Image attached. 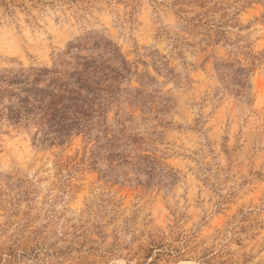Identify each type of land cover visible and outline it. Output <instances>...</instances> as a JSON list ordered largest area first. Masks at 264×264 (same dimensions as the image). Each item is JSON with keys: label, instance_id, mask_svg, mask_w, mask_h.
Returning a JSON list of instances; mask_svg holds the SVG:
<instances>
[{"label": "rangeland", "instance_id": "374dc122", "mask_svg": "<svg viewBox=\"0 0 264 264\" xmlns=\"http://www.w3.org/2000/svg\"><path fill=\"white\" fill-rule=\"evenodd\" d=\"M6 1L0 69L52 65L100 33L129 61L159 51L182 75L164 86L165 123L138 126L175 182H126L83 136L42 147L24 129L0 135V264H264V0H211L224 35L194 28L204 9L189 0ZM223 60L252 68L249 101L220 81Z\"/></svg>", "mask_w": 264, "mask_h": 264}, {"label": "trees", "instance_id": "16d2710c", "mask_svg": "<svg viewBox=\"0 0 264 264\" xmlns=\"http://www.w3.org/2000/svg\"><path fill=\"white\" fill-rule=\"evenodd\" d=\"M188 3L204 9L191 19L194 28L214 29L224 35L225 14L219 20L209 15L220 8L218 3ZM262 18L264 22V15ZM147 57L149 62H131L107 36L88 33L71 42L52 65L0 69V135L6 129H24L42 147L62 146L83 136L92 144V159L109 162L113 173L126 182L152 183L156 177L175 182L177 175L147 149L151 140L138 126L151 120L160 126L165 123L171 100L164 86L178 83L182 74L159 51H151ZM215 69L227 89L249 101L252 68L223 60ZM126 108L140 110L142 116L129 115ZM150 246L148 259L161 244L152 241Z\"/></svg>", "mask_w": 264, "mask_h": 264}]
</instances>
